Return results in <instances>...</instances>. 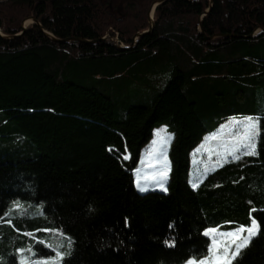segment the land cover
<instances>
[{"label": "trees", "instance_id": "16d2710c", "mask_svg": "<svg viewBox=\"0 0 264 264\" xmlns=\"http://www.w3.org/2000/svg\"><path fill=\"white\" fill-rule=\"evenodd\" d=\"M155 1L0 0V264L19 263L18 249L55 254L60 233L64 264H186L208 254L205 229L252 219L259 234L232 264H264V34L249 37L264 0H212L204 33L211 0H165L133 47L104 39L131 46ZM30 17L83 41L36 24L16 36ZM245 117L256 155L193 188L195 149ZM160 126L173 132L166 190L142 193L136 170Z\"/></svg>", "mask_w": 264, "mask_h": 264}, {"label": "rangeland", "instance_id": "374dc122", "mask_svg": "<svg viewBox=\"0 0 264 264\" xmlns=\"http://www.w3.org/2000/svg\"><path fill=\"white\" fill-rule=\"evenodd\" d=\"M154 16L155 11L153 12V19ZM31 24L32 23L29 21L26 25L29 26ZM112 38L118 39V33L115 32V36ZM104 39L109 43H115V40L111 39V35L109 34H106ZM120 43L124 44L122 42ZM148 101V97L143 96L138 103L147 105L149 104ZM246 119L248 118L230 119L222 126L209 133L205 141L195 149L193 153V167L190 173V180L193 183L202 179L208 170L232 158L234 154L239 155L250 151L247 147L235 143L233 139V133L240 131L239 124L243 123ZM153 134V138L143 149L141 160L136 170V186L142 193L154 189L165 191L170 170L169 149L173 139V132L170 131L167 126H160L154 129ZM256 138L254 140L255 148ZM211 235L213 237L214 234ZM49 236H52L54 240L56 239L55 235L49 234ZM57 239V248L54 249L55 254L48 257L55 258L57 249H59L65 253L63 259L59 261V264H64L63 260L69 253V242L61 233ZM42 243H47L45 238H42ZM44 257L46 256L37 255V258Z\"/></svg>", "mask_w": 264, "mask_h": 264}, {"label": "snow or ice", "instance_id": "6c2138e0", "mask_svg": "<svg viewBox=\"0 0 264 264\" xmlns=\"http://www.w3.org/2000/svg\"><path fill=\"white\" fill-rule=\"evenodd\" d=\"M240 131L233 133L235 143L243 145L250 149L249 155H256L254 140L258 135V122L252 118L246 119L239 124ZM127 158V157H125ZM234 159H239L238 155H233ZM219 163V162H217ZM166 174V173H165ZM162 186V185H161ZM197 183H193L192 187H197ZM166 190V189H165ZM13 209L17 215H23V206L15 203ZM11 224V219L7 221ZM260 231V225L252 219L249 225H240L232 231H220L218 228L205 229V234H214L211 245L208 248V254L200 258H189L186 264H232V261L240 254L241 250L248 247L252 238L257 236ZM27 235H31L28 233ZM41 242V241H37ZM169 245H173L174 241H166ZM48 247H54L53 244H47ZM70 238H69V247ZM20 254L19 264H59L65 255L63 251L57 249L56 257L36 258L35 253L29 247L28 249H18Z\"/></svg>", "mask_w": 264, "mask_h": 264}, {"label": "water", "instance_id": "95a60500", "mask_svg": "<svg viewBox=\"0 0 264 264\" xmlns=\"http://www.w3.org/2000/svg\"><path fill=\"white\" fill-rule=\"evenodd\" d=\"M163 1L165 0H159L157 2H155V4L153 5V7L150 9L149 11V22H150V26H149V29L147 31H143V32H139L133 39V44L131 46H126L124 44H121L120 43V40L119 39H114L111 37V39H114L115 40V43L114 46L118 49H128L130 47H133L135 44H136V39L139 38L140 36H142L143 34L145 33H148V32H151L153 31L154 27H155V22H154V19H153V12L155 11L156 7L162 3ZM213 4V1L211 0V5L210 7L200 16L199 18V29L201 32H203V28H202V25H201V21L203 19V16H205L210 10H211V6ZM29 20L32 24H36L38 25L49 37L53 38L55 41H60V42H63V43H66V42H69L71 40H79V41H83V39L81 38H70V39H67V40H59L57 38L54 37V35L50 32H48L47 30H45L43 28V26L39 23V21L35 18V17H30L28 19H26L24 22H23V30L20 34L16 35V36H20L21 34H23L26 30H27V25H26V21ZM204 33V32H203ZM264 34V27H257L255 29V31L249 36L251 38H254V37H258L260 35H263ZM220 36H223V34H217V35H214V36H211V37H206V40H211V39H214L216 37H220ZM229 36V35H228ZM230 36H234V35H230ZM4 37H7V36H4ZM15 37V36H14ZM9 38V37H8Z\"/></svg>", "mask_w": 264, "mask_h": 264}, {"label": "bare ground", "instance_id": "6f19581e", "mask_svg": "<svg viewBox=\"0 0 264 264\" xmlns=\"http://www.w3.org/2000/svg\"><path fill=\"white\" fill-rule=\"evenodd\" d=\"M153 14V13H152ZM29 22V20L26 21V24Z\"/></svg>", "mask_w": 264, "mask_h": 264}]
</instances>
